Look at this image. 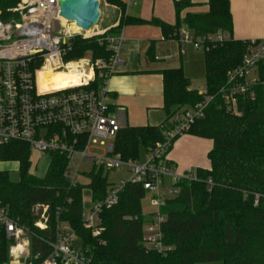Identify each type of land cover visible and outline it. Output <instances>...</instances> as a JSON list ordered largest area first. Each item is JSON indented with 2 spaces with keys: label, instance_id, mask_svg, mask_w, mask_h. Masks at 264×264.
Wrapping results in <instances>:
<instances>
[{
  "label": "trees",
  "instance_id": "16d2710c",
  "mask_svg": "<svg viewBox=\"0 0 264 264\" xmlns=\"http://www.w3.org/2000/svg\"><path fill=\"white\" fill-rule=\"evenodd\" d=\"M20 1L0 0V11L7 14ZM106 2L125 11L126 4L121 0ZM194 5L189 0L175 1V25L126 16L108 33L116 34L125 25L151 24L162 29L165 39L179 40L178 32L183 26L196 35H228V40L205 51L206 94L216 95L228 72L241 64L249 43L233 38L230 0H209L208 13H188L182 18V13ZM87 56L92 61L109 60L112 51L107 44L99 43L98 36L74 38L66 60ZM163 76L166 123L124 127L116 139V149L124 160H140L142 150L148 153L164 141L167 123L176 113L205 98L206 94L191 89L183 67L165 70ZM103 81L97 71L91 87L98 88ZM240 110V116L227 112L220 108L218 99L188 131L213 141L208 154L211 168L186 174L175 184L176 196L166 199L162 206L166 218L162 224L163 245L169 248L167 251L148 250L145 246L144 227L153 219L142 211L141 202L148 193L142 185L128 184L117 205L103 208L102 231L95 236L82 221L84 190H91L94 203L103 201L109 187L108 172L94 168L87 174L91 178L88 185L73 188L66 174L67 157L55 154L45 177H36L30 173L31 148L22 142L0 148V161L19 163L21 174L20 181L14 182L9 171L0 170V208L7 209L15 222L33 232V251L42 247L40 238L46 235L35 227L38 217L34 207L50 205L51 228L55 227L54 213L62 208L63 220L75 231L78 246L93 259V264H264V88L257 89L255 99L241 100ZM12 244L0 223V264H11Z\"/></svg>",
  "mask_w": 264,
  "mask_h": 264
},
{
  "label": "built area",
  "instance_id": "2783aa9c",
  "mask_svg": "<svg viewBox=\"0 0 264 264\" xmlns=\"http://www.w3.org/2000/svg\"><path fill=\"white\" fill-rule=\"evenodd\" d=\"M59 1L21 0L7 14L0 11V148L22 142L31 148V152L36 150L50 156L67 157L66 174L73 188L86 185L81 182V176L91 182L87 174L94 168L108 172L127 167L130 178L119 184L109 183L103 201L94 203L92 199L91 208L82 214L83 224L98 236L102 231L100 214L103 208L117 205L128 184L142 185L153 194L151 203L158 208L154 219L145 224V246L148 250L167 251L169 248L163 245L162 233L166 218L161 208L171 190L167 188L165 178H171L175 185L185 176L176 172L168 161V154L174 141L204 118L216 100L219 99L221 109L240 116L241 100L256 98L257 89L264 88V40L248 41L241 64L228 72L225 84L216 95L206 94L201 103L186 108L182 115L179 112L174 115L165 130L164 141L146 153L145 162L124 160L116 149L117 135L124 126L115 114V104L107 88V80L115 67L123 64L120 54L122 30L110 34L108 30L95 32V28L83 36L82 30L67 26L60 16ZM178 35L180 42H189L196 49L205 51L229 39L222 33L196 35L186 26ZM97 36L99 43L107 44L112 51L109 60H66L74 38ZM74 63L79 64L80 70H93L92 79L84 80L78 86L41 87L42 73L68 72ZM97 71L104 81L98 88H92ZM84 165L91 166L92 170H83ZM33 211L38 217L35 227L46 232L40 238L42 247L36 251L31 247L33 232L15 222L7 209L0 208V223L7 238L13 242L9 251L11 264H93V259L78 246L75 231L63 220L62 208L53 215L54 228L50 225V205L38 204Z\"/></svg>",
  "mask_w": 264,
  "mask_h": 264
},
{
  "label": "crops",
  "instance_id": "0c3cea01",
  "mask_svg": "<svg viewBox=\"0 0 264 264\" xmlns=\"http://www.w3.org/2000/svg\"><path fill=\"white\" fill-rule=\"evenodd\" d=\"M121 1L126 4L125 11L107 3L109 14L100 32L118 27L122 17L126 16L149 21L159 19L170 25L177 23L176 0ZM189 1L195 5L186 9L182 18L188 13L205 14L210 10L209 0ZM230 6L234 21L233 38L242 41L264 40V0H230ZM121 30L123 40L120 54L123 64L116 66L107 80L115 114L124 127L160 126L167 120L163 72L183 67L182 42L165 39L162 29L151 24L125 25ZM185 75L191 80V89L206 94L207 86L202 88L192 77ZM212 148V140L184 134L171 148L168 161L180 176L193 173L198 168L210 169L208 154ZM91 206L92 192L89 207L84 205V209L88 210Z\"/></svg>",
  "mask_w": 264,
  "mask_h": 264
},
{
  "label": "rangeland",
  "instance_id": "374dc122",
  "mask_svg": "<svg viewBox=\"0 0 264 264\" xmlns=\"http://www.w3.org/2000/svg\"><path fill=\"white\" fill-rule=\"evenodd\" d=\"M153 2V0H152ZM101 7V18L98 23V26L95 29V32H98L101 30L102 26L104 25L106 21V16L109 14L107 10V2L106 0H100ZM175 14V13H174ZM67 26L75 28L76 25L67 24ZM80 29V28H79ZM81 30V29H80ZM83 32V36L87 35V32ZM183 45V67L184 72L188 76L192 77L195 80V83L198 86H201L204 88L206 85L205 83V67H204V49H196L191 43L184 42ZM85 59H91L90 56H87ZM39 84H40V78H39ZM186 108H182L179 111V115H182ZM170 125V123H168ZM140 160L142 162H145L146 160V153L145 151H141ZM52 158L49 154H42L36 150H32L31 152V168L30 173L36 177L43 178L48 172V169L51 165ZM0 169L9 171L10 178L14 182H18L21 179L20 174V167L17 162H1L0 161ZM83 170L85 171H91L92 167L89 165H84ZM109 176V183L110 184H119L121 180H128L130 178V173L127 169V167H123L121 169L108 171ZM80 180L83 184H88L90 180L87 177L81 176ZM167 188L171 190L170 193H167V199L173 198L176 196L175 193V185L174 181L171 178H165ZM91 196V190L89 188H85L84 192V205L85 207H89V198ZM153 198V194L151 192H148L146 196L142 199V211L144 215L151 216L152 219L155 217V213L158 212V208L154 207L151 203ZM201 264H224L223 262H213V263H201Z\"/></svg>",
  "mask_w": 264,
  "mask_h": 264
},
{
  "label": "water",
  "instance_id": "95a60500",
  "mask_svg": "<svg viewBox=\"0 0 264 264\" xmlns=\"http://www.w3.org/2000/svg\"><path fill=\"white\" fill-rule=\"evenodd\" d=\"M60 16L66 24L76 25L84 32L98 26L101 18L100 0H60Z\"/></svg>",
  "mask_w": 264,
  "mask_h": 264
},
{
  "label": "bare ground",
  "instance_id": "6f19581e",
  "mask_svg": "<svg viewBox=\"0 0 264 264\" xmlns=\"http://www.w3.org/2000/svg\"><path fill=\"white\" fill-rule=\"evenodd\" d=\"M72 70L68 72H44L41 74V87L43 89H56L68 86H78L84 80L92 79L93 70H80L79 64H72Z\"/></svg>",
  "mask_w": 264,
  "mask_h": 264
}]
</instances>
